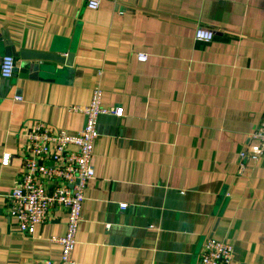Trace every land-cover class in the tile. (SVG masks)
Here are the masks:
<instances>
[{
    "label": "crops",
    "instance_id": "obj_1",
    "mask_svg": "<svg viewBox=\"0 0 264 264\" xmlns=\"http://www.w3.org/2000/svg\"><path fill=\"white\" fill-rule=\"evenodd\" d=\"M85 3L0 0V60L14 58L0 77V158L11 153L0 164V264L59 258L49 238L64 233L65 210L24 234L8 195L25 131L40 120L77 132L84 116L69 107L88 105L96 85L121 115L97 119L74 264H199L208 237L233 246L232 264H264V154L238 156L264 116V0ZM197 28L212 40H195ZM70 52L69 64L37 57Z\"/></svg>",
    "mask_w": 264,
    "mask_h": 264
},
{
    "label": "built area",
    "instance_id": "obj_2",
    "mask_svg": "<svg viewBox=\"0 0 264 264\" xmlns=\"http://www.w3.org/2000/svg\"><path fill=\"white\" fill-rule=\"evenodd\" d=\"M101 0H86V7L97 9ZM212 31L197 28L194 39L210 41ZM147 55L138 53L137 59L145 61ZM14 71V58L3 55L0 60V77L9 79ZM102 90L99 85L92 89L88 105L70 106L69 109L84 116V124L75 133L63 129H52L44 121H34L23 134L25 154L21 176L8 195V214L14 219L18 231L33 234L35 228L44 223L53 208L66 212L65 231L51 236L50 242L60 246L58 259L37 260L31 264H74L73 250L78 226L82 220V207L88 182L94 177L92 164L93 143L98 135L97 119L101 114L121 115L120 108L106 107L101 103ZM251 138L255 143L238 153L240 160H258L264 154V116L254 129ZM11 153L3 152L2 166L9 165ZM241 163V162H240ZM125 208V203L119 204ZM233 246L212 237L205 239L199 264H232Z\"/></svg>",
    "mask_w": 264,
    "mask_h": 264
},
{
    "label": "water",
    "instance_id": "obj_3",
    "mask_svg": "<svg viewBox=\"0 0 264 264\" xmlns=\"http://www.w3.org/2000/svg\"><path fill=\"white\" fill-rule=\"evenodd\" d=\"M72 56H73V53L70 52L66 58H62L60 57L59 55H52V54H49V55H38L37 57H40V58H46V59H52V60H57V61H65L67 64H69L72 60Z\"/></svg>",
    "mask_w": 264,
    "mask_h": 264
}]
</instances>
